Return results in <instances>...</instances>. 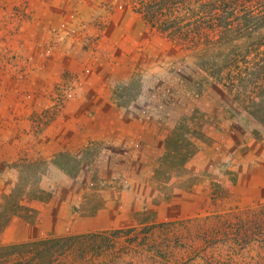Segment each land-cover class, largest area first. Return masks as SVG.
<instances>
[{"label": "rangeland", "instance_id": "374dc122", "mask_svg": "<svg viewBox=\"0 0 264 264\" xmlns=\"http://www.w3.org/2000/svg\"><path fill=\"white\" fill-rule=\"evenodd\" d=\"M137 1L0 0V264H264V0L187 43Z\"/></svg>", "mask_w": 264, "mask_h": 264}, {"label": "trees", "instance_id": "16d2710c", "mask_svg": "<svg viewBox=\"0 0 264 264\" xmlns=\"http://www.w3.org/2000/svg\"><path fill=\"white\" fill-rule=\"evenodd\" d=\"M202 1L203 0H149L150 3L147 5L146 0H138L137 2L141 5V7L137 9L142 10L143 7L148 9L147 11H144L145 13H143L145 19L149 21L154 27H158L160 30L165 32L171 38L185 43L197 42L203 32L208 34V31L219 28V23L224 24L222 26H229L223 21L224 18L218 20L214 19V15H212L213 6L215 3L217 4V0H204L206 1L205 4H202ZM204 10L207 13L205 16L203 15ZM262 215L264 214H259L257 212V214H253V218L247 221L243 220V218L239 219L238 222H241V224L232 225V228L236 227L235 232L232 235L233 238L239 240L246 236L251 238L252 228L249 226H251V224L254 222L261 221ZM231 223L236 224L234 222ZM162 229L164 230L163 227ZM138 231V228H131L126 231H116L115 234L122 233L130 237L133 235V237L141 240H150L151 236L154 234V232H151L144 235L140 234ZM154 240H152V243L157 246L158 244H161L162 250H165V252L168 253L170 247L165 241L161 239ZM106 243L107 241L98 234L75 237L65 236L39 241L36 243V247H40L42 245H45V247H40V249H38L39 257L37 258V264L38 260L42 258L41 255L44 253V250L49 251L52 248L56 249L59 261H62V259L69 255V257L63 260V264H71V262L75 261V259L72 257L75 256L76 259H78L77 256L85 252V249L83 248L84 246L97 247L99 253L102 255L103 250L107 249L105 245ZM77 244L81 246L79 247V250L75 249ZM17 248H22V245L10 247L12 250H16Z\"/></svg>", "mask_w": 264, "mask_h": 264}, {"label": "crops", "instance_id": "0c3cea01", "mask_svg": "<svg viewBox=\"0 0 264 264\" xmlns=\"http://www.w3.org/2000/svg\"><path fill=\"white\" fill-rule=\"evenodd\" d=\"M105 99H106V97H105Z\"/></svg>", "mask_w": 264, "mask_h": 264}]
</instances>
